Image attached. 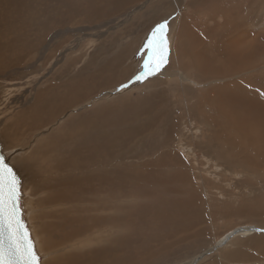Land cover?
I'll return each instance as SVG.
<instances>
[{
    "label": "rangeland",
    "instance_id": "1",
    "mask_svg": "<svg viewBox=\"0 0 264 264\" xmlns=\"http://www.w3.org/2000/svg\"><path fill=\"white\" fill-rule=\"evenodd\" d=\"M49 4L52 3L49 2ZM129 5L112 17L104 15L106 17L103 16L98 20L76 16L77 18L75 17L49 33L48 41L50 40V43H47L41 52L37 53V56L28 53L29 57L26 60L30 61L26 66L12 68H8L10 67L8 66L6 67L8 70L2 75L0 73V139L7 160L22 177L24 213L42 258V264H51L52 262V264H57L61 257L70 254L73 249L57 251L52 244H48L49 241L57 243L58 238L62 239L63 231L66 232L68 226L64 225L61 219L59 221L46 217L48 213L46 215L45 213L55 210L57 206L47 205L45 207L41 205V201L47 195L45 192H39L36 187L37 180L35 184V176L32 171L34 166L30 167V165L24 164V161L26 159L33 161L30 153L38 135L40 137L37 141L46 138L48 135H45V132L52 133L72 115L67 113L61 115L55 123L56 126L33 132L28 131L25 134L26 137L30 135L28 143L9 138L8 134L12 123L16 120L22 107L32 103L38 90L46 88L56 77V74L59 75L58 73L62 72L63 68H67L68 63L71 65L67 68L68 74L70 73L72 77L93 59L102 63L112 56L116 57L122 50H128L132 51L130 54L132 59L138 57L137 61L144 65L148 53L143 45L151 35L153 28L165 20L168 22L167 34L171 49L167 63L155 74L147 76L142 82L141 88L137 85L114 96L109 95L110 97L103 100H96L98 97L96 95L91 102L86 103L87 106H84L83 109L85 112L89 111L100 104L112 102L111 98L127 94H132V97L135 98L141 93L150 97L158 96L161 93L163 98L167 99L162 116L171 114L176 119V124L171 120L170 125L166 127L172 132L166 147L158 148L159 140H157L156 134V137H153L154 139L150 140L148 144L147 142L142 144L146 148L142 147L143 154L139 157L134 155L126 159L124 163L146 167L147 170L150 168L152 171L155 166L149 164L153 163L158 156L167 155L168 152L174 154V157L171 155L172 159L170 158L164 166L171 173L174 171L173 174L185 175L186 179L190 181L181 185L182 187L178 185V188L181 189L185 186L199 193L198 197L194 199L184 188L182 193H175V196L177 195V200H181V202L191 203L192 208L198 207L199 209V206L194 203H202L203 208L199 210H203L206 219L199 221L195 214V222L192 225L160 240L166 247L165 251L161 250V245L157 244L154 248L153 261H138L137 263L264 264V141L260 138L256 139L258 134L253 131V128H249L251 131L240 128L239 123L220 110L216 97H213L215 92L221 91L222 87L231 86L236 91L243 89L236 93L237 96L240 95L239 93H244V95H250L251 100L260 96V105L264 107V0H218L217 3L216 0H135ZM107 15L109 14L107 13ZM90 16H93V13H90ZM176 37L178 38L177 46L179 47L182 37L181 42L186 43L187 48L184 47L183 50H180V47H174ZM203 43L207 44L203 46ZM214 44V47L219 46V49L215 53H211L212 55L202 56L211 59L199 60L201 51L204 52L206 48V51L211 49ZM226 44H232L231 47L237 44L236 47L239 46L240 55H245L243 57L246 59L236 60L231 65L230 61L227 62L222 56L225 49L223 45ZM137 47L138 49H135ZM135 50H137L138 56H136ZM234 50L237 49L234 48ZM234 50L232 49L233 52ZM172 51L177 55L173 56ZM132 59L129 60L127 66L119 67L116 73L130 71L134 62ZM179 59L185 63L182 65L181 61L178 62ZM135 72L136 70L131 71V76L128 79L118 81L117 84L120 82L125 84L133 75H136ZM132 82L135 80L132 79L130 83ZM150 83L153 84L150 85ZM117 84L114 85V88L106 91L114 90ZM136 88L137 91H135ZM106 91L101 93H106ZM208 97L211 98L208 100ZM222 98L225 99V97ZM158 101L159 99H156L152 104L156 106ZM152 104L147 107H155L151 106ZM212 111L215 113L213 114ZM80 113L76 112V115ZM222 115L223 117H221ZM248 116L250 120L252 115ZM220 118L223 120L222 123ZM212 121L214 125H212ZM231 122H233L232 126L236 123L233 126L235 130L229 125ZM209 124L212 126L210 127ZM225 124H228V129L230 126L228 133L221 130L224 129L222 127ZM248 127L253 126L249 125ZM162 134L159 135V138H164V133ZM235 138L240 140L236 141ZM260 161L262 162L259 163ZM45 164L46 162H43L42 165L45 166ZM35 165L38 164L35 163ZM155 191L152 189V192ZM168 192L167 195L174 194ZM145 196L146 199L148 192ZM152 196L154 202L151 201V198L139 201L141 200L139 196L137 201L142 203L145 200L153 206L159 201L165 202L163 195L152 194ZM189 199L190 201H188ZM129 200L133 199L123 198L121 202L126 203ZM212 206L215 208V213L212 212L214 211ZM62 208L60 207V209ZM236 211H239L238 215ZM240 213L241 215H239ZM106 214L107 216L113 215L115 218L122 216L121 212L116 211H109ZM171 215H175V213H171ZM51 222L60 230L58 232L60 236L56 233L55 235L47 233ZM61 226H66V228L63 229ZM98 226L100 228L95 229L99 230L105 227L106 231L101 229L102 233L99 230L94 234H87L88 236L81 237L79 242L86 238L92 241L94 237L105 239L110 233L113 235L114 229L111 225L109 227L100 222ZM110 228L112 231H109ZM126 229L128 230V227L123 225L122 230ZM97 233L98 236H96ZM93 244L95 243H90L91 247L87 248L92 249V246H95ZM46 245H50L47 247L52 246L51 250L47 247L45 249ZM95 248L97 247L95 246ZM85 250L87 249L85 248ZM85 250L83 252H86ZM88 253H85V257L82 259H85Z\"/></svg>",
    "mask_w": 264,
    "mask_h": 264
},
{
    "label": "bare ground",
    "instance_id": "2",
    "mask_svg": "<svg viewBox=\"0 0 264 264\" xmlns=\"http://www.w3.org/2000/svg\"><path fill=\"white\" fill-rule=\"evenodd\" d=\"M134 1L0 0L1 75L8 68L26 66L27 62L30 61L26 60L29 54H36L37 56V53L41 52L47 43H50V40L48 41L49 33L55 30V28L61 27L62 24L73 20L76 16L80 15L90 20L102 19L104 15L112 17ZM49 2L52 4H49ZM217 2L218 0H216ZM2 4L4 6H1ZM90 13H93V16H90ZM176 40H178L177 37L174 39L175 44ZM181 41L182 37L179 47L180 50H183L184 47L187 48V45ZM204 44L207 43H203V46ZM214 46L215 44L207 51L205 46V51H201V58L198 57V59H203L202 61L210 60L211 58L202 56L215 53L219 49V46ZM231 46L232 44L223 45L225 49L222 52V56L227 62L230 61L231 65H233L236 60L246 59L243 57L245 55H240L241 52L238 51L239 46L236 47L237 44L234 47ZM138 47L135 49H138ZM174 47L179 48L177 44ZM234 48L237 50H234ZM170 50L169 47V52ZM136 51L135 53H137ZM131 52L122 50L116 57H113L111 54L112 58L102 63L93 59L72 77L70 73L68 74L67 68L71 66L68 63L67 68H63L62 72L58 73L59 75L56 74V77L52 79L46 88L41 91L38 90V94L32 103L22 107L16 120L11 125L8 134L9 138L19 142L24 141L23 143L27 141L26 143H28L30 135L28 137L25 135L28 131L33 132L38 129L56 126L55 123L61 115L64 113L72 115L52 133L45 132V135H48L46 138L37 141L38 137H40L38 135L35 138L36 142L33 144L30 153L33 161H28V159L24 161V164L30 165V167L34 166L31 169L34 172L35 184L37 180L36 187L39 192H45L47 195L41 201V205L45 207L47 205L51 207L52 205L57 206L55 210L46 212L45 215L48 213L46 217L53 220H62L61 222L68 226V230H65L66 232L63 231L62 239L58 238L57 243L48 242L57 251L73 249L70 254L61 257V260L58 259L60 262L57 264H138V261H153L154 248L157 244L161 245V250L165 251L166 249L164 243L160 241L161 239L164 240V238L172 236L173 233H177L192 225L195 222V214L198 216L199 221L206 219L205 213L202 212L203 210H199L203 208L202 203H194L196 206H199L198 209V207L192 208L191 203H185L186 201L182 200L183 203L181 200H177L175 193H182L184 188L194 199L198 197L199 193L195 189V191H192L185 186L181 189L178 188V185L181 186L190 181L186 179L185 175L173 174L174 171L171 173L164 166L170 158L172 159V154L168 152L167 155L158 156L153 163L149 164L155 166V169L152 171L150 168L147 170L146 167L124 163L126 159L134 155L139 157L143 154L142 150L146 148L142 144L145 142L148 144L150 140L154 139L153 137H156V134L157 140H159L158 148L166 147L167 140L171 135L170 133H172L166 127L170 125L171 120L176 124V119L171 114L162 116L163 107L167 99H164L161 93L158 96L151 97L141 93L135 98L132 97V94H127L122 97L111 98L112 102L100 104L89 111L85 112L83 110L84 106H87L86 103L91 102L96 95H98L96 100H103L106 97H110L109 95L114 96L137 85L141 88L142 82L146 78L137 80L135 76L143 72V64L137 61L138 57L132 59L130 57ZM172 53L173 56L177 55L175 54L176 52L172 51ZM253 53H255L254 50ZM11 55L13 56L11 57ZM136 56H138V53ZM130 59L134 61L131 70L117 74L116 70L123 65L127 66ZM180 61L182 65L185 63V61L183 63L182 59L178 60V62ZM134 70H136V75H133L125 84H121V82L117 84L118 81L128 79L131 76L130 72ZM132 79L135 82L130 83ZM116 84L117 87L114 90L106 91L107 89L114 88ZM152 84L150 83V85ZM137 88L135 91H137ZM100 89H104L106 93H101L104 91ZM242 90L236 91L231 86H224L221 91L215 92L213 97H216L220 110L239 123L240 128L245 131L253 128V131L258 134V138L256 137V139L259 140L260 138L264 141V107L260 105L261 97L257 96V98L251 100L250 95H244V93H239L240 95L238 94L239 96H237L236 93ZM210 98L208 97V100ZM156 99H159V101L155 106L152 103ZM150 104L155 107H147ZM202 106L205 107V105ZM76 112L81 113L76 115ZM159 112L160 115L157 116ZM248 115H252L250 120L248 119ZM232 123H229V125L231 127L235 126L236 123L233 126ZM249 125L253 127H248ZM222 128L224 129L221 130H225L227 133L230 130V126L228 129V124H225ZM233 129L235 130L234 127ZM161 132L164 133V138H159L160 134L163 135ZM240 134L244 135L243 133ZM253 136L255 135L253 134ZM251 139L253 140L254 137ZM233 142L232 140V144ZM43 162H46L45 166L42 165ZM35 163L38 165L36 166ZM41 169H44V171ZM152 189L158 192H152ZM167 191L174 194L167 195ZM146 192H148L146 199L151 198V201L154 202L152 194H157L163 195L165 202L159 201L155 206L145 202ZM138 196L141 197L139 201L145 199L144 202H138ZM123 198L133 200L122 203L121 200ZM60 207L63 208L60 209ZM211 208L214 209L212 212L215 213V208L213 206ZM109 211L121 212L122 216L121 218H115L113 215V217L105 215ZM171 213H175V215H171ZM217 214L221 213L217 212ZM53 220L52 222H54ZM52 222L48 227L47 233L58 234L60 230ZM100 222L109 227L111 225L114 229L113 235L110 233L105 239L93 236L92 241L86 238L85 240L83 239L84 241L79 242V239L85 237L87 234H94L96 231L99 232V230L101 232V229L105 230V227L99 230L95 229L100 228L99 226L97 227ZM110 222L111 224H109ZM123 225L127 226L128 230H122ZM62 228L64 229L66 226ZM62 228H60L61 231ZM109 231H112L111 228ZM122 233L125 234L122 235ZM58 235L60 236V234ZM96 236H98V233ZM154 240L155 242L153 243ZM93 242L95 243L93 245L97 248L95 246H92V249L87 248L91 247L90 243ZM47 246L50 245H46L44 248ZM51 247L47 248L51 250ZM84 250L86 252H83ZM87 252H89L87 257L82 259Z\"/></svg>",
    "mask_w": 264,
    "mask_h": 264
},
{
    "label": "snow or ice",
    "instance_id": "3",
    "mask_svg": "<svg viewBox=\"0 0 264 264\" xmlns=\"http://www.w3.org/2000/svg\"><path fill=\"white\" fill-rule=\"evenodd\" d=\"M167 20L158 23L143 45L148 56L144 71L136 76L143 80L167 63L169 54ZM20 179L7 158L0 155V264H40V257L23 220L20 204Z\"/></svg>",
    "mask_w": 264,
    "mask_h": 264
},
{
    "label": "water",
    "instance_id": "4",
    "mask_svg": "<svg viewBox=\"0 0 264 264\" xmlns=\"http://www.w3.org/2000/svg\"><path fill=\"white\" fill-rule=\"evenodd\" d=\"M0 155H3L4 157H6L5 156V154H4V151H3V145H2V143H1V139H0ZM8 161V160H7ZM8 163H9V161H8ZM10 164V163H9ZM11 165V164H10ZM12 166V165H11ZM13 167V166H12ZM13 169H14V171L16 172V174H17V176L19 177V179H20V196H21V199H20V204H21V208H22V212H23V220H24V222H25V224H26V226H27V229H28V231H29V233H30V237H31V239H32V241H33V243H34V246H35V251H36V253L38 254V256L40 257V264H42V258H41V256H40V254H39V252H38V247H37V245H36V242H35V240H34V238H33V235H32V232H31V229H30V226H29V223H28V220H27V218H26V216H25V213H24V192H23V180H22V177L20 176V174L17 172V170L13 167Z\"/></svg>",
    "mask_w": 264,
    "mask_h": 264
}]
</instances>
